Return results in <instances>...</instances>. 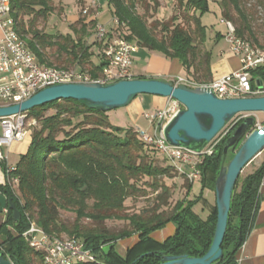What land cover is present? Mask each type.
I'll list each match as a JSON object with an SVG mask.
<instances>
[{
    "label": "trees",
    "instance_id": "1",
    "mask_svg": "<svg viewBox=\"0 0 264 264\" xmlns=\"http://www.w3.org/2000/svg\"><path fill=\"white\" fill-rule=\"evenodd\" d=\"M176 3V13L162 20L156 18L157 2L152 12L149 0H109L113 20H118L120 26L107 31L104 42L96 41L93 11L72 25L70 34H48L45 25L57 10L56 0H11L10 17L13 29L40 65L87 72L96 80L106 65L104 49L118 37L167 59L179 60L193 88L209 85L214 81L212 56L205 47L206 27L201 21L210 11L209 0ZM220 6L222 20L234 23L238 37L264 50V39L261 43L260 29L255 24L256 9L261 8L264 16V0H221ZM94 47L98 48L97 55ZM257 76L264 82V68L252 73L253 90L264 89ZM24 115L27 122H35L29 132L31 145L17 168L12 173L7 169L10 183L0 186V193L12 199L21 214V220L15 222L13 211L8 210L0 226V249L6 259L13 264H44V253L31 248L23 237L31 223L49 235L84 243L98 259L83 264H160L158 252L193 258L208 253L215 237L218 211L216 202L210 203L203 193L209 190L215 196L225 144L245 119L235 124L213 155L205 157L199 166L202 190L197 198L190 199L193 184L189 179L179 175L165 158L167 163L162 165L156 156L158 151L148 146L139 132L113 126L107 113L67 99L35 107ZM256 126L255 119L239 144L230 150L226 164ZM241 175L222 244L224 256L215 264H237L236 254L245 243L259 208L264 161L253 172ZM175 176L183 177L188 194L173 203V188L165 180ZM12 178L19 179L14 185L17 191L12 187ZM150 193L156 196L150 199ZM141 198H147V206L136 210L128 204ZM198 204L208 210L207 217L196 212ZM62 213L73 214L74 221H66ZM169 223L177 226L173 237L163 243L150 237ZM133 235H139V242L126 258L114 248L108 255L103 252L104 247Z\"/></svg>",
    "mask_w": 264,
    "mask_h": 264
},
{
    "label": "built area",
    "instance_id": "2",
    "mask_svg": "<svg viewBox=\"0 0 264 264\" xmlns=\"http://www.w3.org/2000/svg\"><path fill=\"white\" fill-rule=\"evenodd\" d=\"M5 1L7 0H0V31L2 34L0 38V103L16 102L21 99V96H33L35 89L47 87L48 84L68 83V77L89 79L90 82L103 85L133 79V55L139 47L118 37L108 42L103 51L106 65L100 78L94 80L89 73L76 70H69V74L63 77H54L46 73L45 66L38 65L33 60L27 46L11 36ZM102 9L99 0H93L90 5L83 8L82 13L89 15L93 11L92 18L97 20ZM113 23L120 26L118 21L113 20ZM222 23L228 29L226 41L230 45L231 52L239 58L241 69L214 80L209 88L220 99L264 96V89L253 90L252 88V73L264 67V57L251 54V49L243 45L237 34L230 30L229 22L222 20ZM106 37V27L97 23L96 41L104 42ZM175 84L193 88V83L184 78H179ZM182 109L183 106L173 99V103H169L166 108L146 116L151 125V132H140L139 134L148 141V146L156 149L179 175H184L189 181L194 182L201 177L199 166L206 156L213 155L220 141L215 143L213 141L201 152L200 156H192L189 149L171 145L164 136V122L165 119H169L171 110L179 112ZM22 115L0 118L2 127L0 163H5L7 160L6 148L16 142L24 141L29 135L28 127H22ZM14 181H19V179L12 178V187H14ZM23 237L31 248L47 255V264H65L71 259L97 258L96 253L88 249L84 243H75V238H68L67 243H54L46 239V234H40V228L35 223H31Z\"/></svg>",
    "mask_w": 264,
    "mask_h": 264
},
{
    "label": "water",
    "instance_id": "3",
    "mask_svg": "<svg viewBox=\"0 0 264 264\" xmlns=\"http://www.w3.org/2000/svg\"><path fill=\"white\" fill-rule=\"evenodd\" d=\"M142 95L174 99L183 106L165 127L164 136L171 145L196 152H202L209 146L236 116L245 113L264 114V96L220 99L208 87L193 89L160 79L136 78L106 85L98 83L53 85L40 90L20 104L0 106V118L27 113L35 107L67 99L76 100L91 110L108 113L128 107ZM254 121L253 117L246 118L225 144L222 169L215 185L218 215L210 250L201 258L172 256L166 252H158L161 257L160 264H215L223 259L222 244L228 227L234 189L244 169L264 151V125L257 128L241 144L227 165L226 160L230 150L239 144L246 129ZM8 210L13 211L15 222L21 220V214L12 199L0 195V214ZM114 247L115 244L108 245L104 247L103 252L108 255ZM0 264H13L5 258L2 250Z\"/></svg>",
    "mask_w": 264,
    "mask_h": 264
},
{
    "label": "crops",
    "instance_id": "4",
    "mask_svg": "<svg viewBox=\"0 0 264 264\" xmlns=\"http://www.w3.org/2000/svg\"><path fill=\"white\" fill-rule=\"evenodd\" d=\"M81 1L86 6V2L84 0ZM210 1L211 0H209V5ZM219 10L221 16V24L219 26H217L218 24L216 26H210L211 30H209V24L207 25L204 22L205 15L210 13V11L204 14L201 18L202 24L206 27V48L208 51L211 52L212 56L211 69L213 80H216L241 69V63L239 58L231 52L230 45L226 41V34L228 29L226 25L222 23L220 7ZM162 12H160L159 14H163ZM113 19L114 17L112 16L111 11L106 15L102 9V13L97 19V23L104 25L106 27V30L110 32L114 28ZM1 35L2 34L0 31V38ZM94 50L95 52H98L97 47H94ZM132 74L133 79H160L173 83H175L179 78L187 79L186 73L182 67V63L179 60L167 59L160 53L151 52L147 49L140 47L138 51L133 55ZM255 78L258 80L259 76ZM260 81L258 80L259 85L264 86V82L261 83ZM171 100L172 99L170 98H164L160 96L142 95L137 97L128 107H126L125 112L130 117V120L137 126L143 120H146L150 124L146 116L148 114L154 113L155 111L166 108L168 104L171 103ZM135 131L139 133L148 132L143 131V129H137ZM1 135L2 127L0 124V136ZM31 140L32 138L30 134L28 137H26L24 141L16 142L12 144L9 148L5 149L7 160L5 163H1L2 165H0V186H6L8 183H10V177L7 174V168H17L18 164L20 163L21 157L27 154L31 145ZM263 161L264 159H261V161L257 165H255L254 168H252L248 173L253 172L257 167L262 164ZM197 181L199 180H196L194 182L190 181V183L194 185ZM14 189L15 191H17V186H15ZM260 193L261 198L259 208L257 210L252 229L245 243L237 252L235 257L237 264H264V184L261 187ZM0 195L2 194L0 193ZM213 195L214 193L209 191L208 196L206 197V195H204V198L211 203V198L213 197ZM195 208L197 213H199L198 210L202 211L201 214L199 213L201 217H207L208 210L203 209L202 204H198ZM7 212L8 211H5L3 214H0V226L6 220ZM205 213H207L206 216ZM176 230V224L169 223L163 229L153 232L150 237L156 242L163 243L168 238L173 237L176 233ZM2 242L3 237H0V243ZM138 242L139 235H133L129 238H125L123 240L118 241L115 244L114 250L120 257L126 258L128 251Z\"/></svg>",
    "mask_w": 264,
    "mask_h": 264
},
{
    "label": "rangeland",
    "instance_id": "5",
    "mask_svg": "<svg viewBox=\"0 0 264 264\" xmlns=\"http://www.w3.org/2000/svg\"><path fill=\"white\" fill-rule=\"evenodd\" d=\"M84 1L86 2V6H88L92 3L93 0H84ZM220 1L221 0H211L210 1V5H211L210 13L206 14L204 17V22L207 25L209 24V30H211L210 26H213V25L216 26L217 24H218L217 26H219L221 24V22H220L221 16L219 13V11H220L219 7L221 8ZM99 2L102 5L104 13L107 15L110 12L109 5H108L109 0H99ZM149 2L151 5L150 8H151L152 12H153V9L156 5L155 3L157 2L159 5L158 11L156 12L157 13V15H156L157 19L159 18L162 20H168L177 11V8H176L177 3L175 2V0H149ZM56 4H57V10H56L55 14L52 15L50 17V19L48 20V23L45 25V30L48 34L54 35V36L70 34L72 25L76 24L77 21L83 16L82 10H83V8H85V5H84V3H82L81 0H56ZM138 10L140 13L144 14V10L142 8H138ZM160 12H162L163 14H159ZM256 12H257V14L255 17V22H256L255 24H256V27L260 29L258 37H259V40L261 41V43H263V39H264V16H263L261 8L256 9ZM224 21H226V20H224ZM232 25L236 29V26L234 25V23H232ZM114 28H116L115 24H114ZM95 37H96V33H95ZM205 47H206V45H205ZM94 53H95V55H97V52H94ZM96 57L97 56H95V60L98 61ZM107 115L109 117L110 123L115 127H120L122 129H125V130L143 129V131H148V132L150 131L151 132V126H149L150 124L146 120H143L142 122H140V124L138 126L135 125L130 120V117L126 114L125 108L110 111L107 113ZM249 117H253L256 119V122H257L256 127L257 128L262 127L264 125V114L263 113L240 114V115L236 116L225 127V129L215 138V140H213L214 143L216 141H221L224 137H226V135H228L227 132L231 131V129L235 126V124L237 122H239L241 119H246ZM33 125H35L34 121L27 122V127H28L29 132H30L31 126H33ZM141 125H142V127H141ZM238 149H237V151H238ZM156 156L162 165H166L167 162L164 161L165 159L162 155L157 153ZM261 159H264V151L259 156H257L253 160V162H251L244 169L241 176L242 177L246 176L248 174V172L261 161ZM165 181H166L165 183H167L169 186H171L173 188V203H175L177 200H180V199L187 197L188 189L186 188L187 186H185V181L182 177L175 176L174 179L165 180ZM201 190H202V187H201L200 182L199 181L195 182V184L193 185L191 195L189 197H191V199L197 198L199 196ZM208 193H209V190H205L203 194L206 195V197H207ZM155 196H156V194H154V193L149 194L150 199H152ZM147 201H148L147 198H141V199H138L134 202L129 201L128 204L133 206L136 210H138L140 208L147 206V204H148ZM215 202H216V196L213 195V197L211 198V203L215 204ZM149 205H150V203H149ZM198 209H200V208H198ZM198 212L200 214L202 213V211H199V210H198ZM206 214L207 213H205V216H206ZM62 217L66 221H70V222H73L74 218H75V216L71 213H62ZM113 224H114L113 222H109V225H113ZM63 238L68 239L69 237L63 236Z\"/></svg>",
    "mask_w": 264,
    "mask_h": 264
},
{
    "label": "bare ground",
    "instance_id": "6",
    "mask_svg": "<svg viewBox=\"0 0 264 264\" xmlns=\"http://www.w3.org/2000/svg\"><path fill=\"white\" fill-rule=\"evenodd\" d=\"M5 11H7V21H9L10 26H11V36L13 38H15L16 40H19L20 42H23L24 46H27L26 42L13 29L14 22H13L12 18L10 17L11 0L5 1ZM115 21H118V20H115ZM118 23H119V21H118ZM229 27H230V30H233L234 33H236V30H235V28H234V26L232 25L231 22H229ZM238 39H240L242 41L243 45H245L247 48L251 49V54H253V55L257 56V57H264V50L259 49L257 47H253L249 42H247L246 40H243V39H241L239 37H238ZM29 54H31L30 51H29ZM31 56H32L33 60L36 61V59L33 57L32 54H31ZM38 65H40V64H38ZM41 66H43V65H41ZM45 68H46V73H48V74H50V75H52L54 77H63V76H66V75L69 74V70H57V69H54V68H50L48 66H45ZM68 83H93V82H90L89 79H77L75 77H68ZM53 85H55V84H48L47 87H50V86H53ZM210 85H212V83ZM47 87H39V88L35 89V94L37 92H39L40 90H42L44 88H47ZM203 87H208L209 88V85L203 86ZM31 97L32 96H21V99L16 100V102H2V103H0V106H10V105H15V104H20V103L30 99ZM171 103H173V99L171 100ZM177 113H178V110H171V113H169V119H165L164 129L167 126V124L169 123V121ZM22 127H27L26 115H24V113L22 115ZM140 137L146 144H148V141L146 139H144L143 136H140ZM181 149H186V148H181ZM189 153H191L192 156H200V154H201V152H196V151H193V150H190V149H189ZM14 170L15 169H9V172L12 173V171H14ZM11 173H9V174H11ZM7 174H8V171H7ZM17 184H18V181H14V185H17ZM40 234H46V239H48L50 241H53L54 243H67V239H61V238H59L57 236L49 235L46 232H44L43 230H41V229H40ZM75 243H80V242H78L75 239ZM94 261H95V258L71 259V260H68V263H65V264H83V263H89V262H94ZM44 264H47V255H45V253H44Z\"/></svg>",
    "mask_w": 264,
    "mask_h": 264
}]
</instances>
